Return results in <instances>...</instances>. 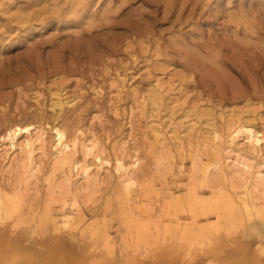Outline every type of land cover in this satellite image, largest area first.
<instances>
[{"label": "rangeland", "instance_id": "1", "mask_svg": "<svg viewBox=\"0 0 264 264\" xmlns=\"http://www.w3.org/2000/svg\"><path fill=\"white\" fill-rule=\"evenodd\" d=\"M239 120L264 132V0H0V149H8L2 137L11 125L47 131L39 174L29 180L21 207L26 213L19 221L12 216L11 228L15 237L29 234L27 244L37 253L64 248L62 255L73 252L68 258L96 256L111 264L127 252L133 260L144 252H175L184 226L204 228L213 246L234 239L250 250L264 249V210L262 217L245 216L241 225L220 220L212 227L215 213L189 207L193 192L220 204V173L202 177L205 143L215 145L213 131L227 138ZM54 124L81 143L96 142L110 165L96 187L56 190L50 202L44 178L52 167ZM262 147L259 153L240 149L264 161ZM133 153L141 167L126 190L112 167L116 156L128 162ZM196 153L201 159L194 169ZM61 171H54L59 182ZM20 174L1 173L0 184L14 188ZM71 175L77 178L75 170ZM222 187L225 192L228 186ZM235 191L245 194L242 186ZM48 206L58 221L73 217L70 230H54L62 231L57 236L38 221ZM259 206L264 208V198ZM139 224L155 240V252L137 244ZM209 248L206 241L197 254Z\"/></svg>", "mask_w": 264, "mask_h": 264}, {"label": "bare ground", "instance_id": "2", "mask_svg": "<svg viewBox=\"0 0 264 264\" xmlns=\"http://www.w3.org/2000/svg\"><path fill=\"white\" fill-rule=\"evenodd\" d=\"M60 103L61 101H59V104ZM50 130L53 132L54 136L50 145V163L52 167L48 171L49 175L44 178L46 183L44 186H46L47 189V200L51 202L54 199V193L56 190L60 193L67 194L73 190L75 192L81 190L87 191L89 188H94L99 185L102 182L100 179V171L105 170V167H108L110 164L108 161L109 159L104 156L103 150L98 147L96 142L90 139L88 143L85 144L81 143L77 136H71L70 138V135L68 136L66 133V129L58 124L51 126ZM212 133V138L216 143L215 145L205 143L208 145V148L206 149L207 161L201 163V172L202 177L206 180H210V175L220 173L219 178H217L218 182L215 184L217 185L216 191L218 193V198H221V202L219 204V202L214 203L211 201L209 202L208 200L199 199L197 193L192 191L194 199L191 200L193 203L191 202L192 206L189 207H194L193 209L199 208L206 216H208L210 212L215 213L216 219L210 221L212 227H215L220 220H225L230 225L237 222L241 225L245 216L250 218L254 215L262 217L264 208H261L259 203L262 198H264V161H254L245 150L240 149V146L242 145L243 147L249 148L257 153L261 152L263 148L262 144L264 143V132L258 129L256 124L251 121L239 120L232 124L227 138H223L218 131H213ZM20 134L25 136L19 141ZM46 134L47 131L45 128H36L31 124L25 127L11 125L2 137V140H6L4 145L5 148L8 147V149H5L4 151L0 149L2 150V153L0 154V165L6 162V164H3L0 168V174L3 173L10 176L14 175L19 170H21V174L17 177V186L14 188H5L4 185L2 186L0 184V264H103L99 262L100 260L99 258H96V256H90L91 258L88 257L87 259H81L82 257L80 259H74L73 257L70 258L73 252L71 254L67 252L68 255H70L68 258L65 256L67 254L66 252L62 255L63 253L61 251L64 248L59 252L57 251L59 250L58 248L55 249L50 247L51 249H55L57 253L56 251H51L50 248H46L48 252L37 253V250L32 248L33 246L29 248L27 244L30 240L29 234L23 233L17 237H15L17 234L13 233L15 236L12 235L14 230L11 231V228L16 224V221L14 219L12 220V216H17L16 220L19 221L20 218L23 217V214L25 215L26 213L22 214L23 210H21V207L23 205L24 196L29 190V180L31 178L36 180L37 175L39 174L40 163L37 160L41 155L45 154V147L48 144ZM9 150H11L10 154H8ZM18 151H20V154L16 156L15 154H18ZM78 152L82 153L81 157L77 156ZM90 157H92V162L91 160L89 162L87 160V158ZM192 159L193 168L196 169L198 166L200 167L199 161L201 158L197 153ZM114 164L112 170L117 175L116 177L120 185H123L126 190H129L136 184L135 180L137 177L134 180V176L138 169L140 170L141 159L136 153L131 154L128 162L125 161L122 156H116ZM158 164L161 165L160 160ZM58 168L62 170L60 177L62 178L61 182L54 178V171ZM73 170L77 172L76 179L72 178L71 173ZM79 171H81L83 175L79 173ZM247 174L250 175V178H247ZM225 183L228 187L224 192L222 185ZM238 186L245 188L244 195H236L235 188ZM124 188L122 191H124ZM225 193H228V196H225ZM156 194L159 196L160 193L157 192ZM130 196H127V198H130ZM169 197H172V194ZM172 199L173 198H170V200ZM127 201H129V199ZM74 205L75 209L78 210L79 206L76 200H74ZM160 205L162 204L160 203ZM222 206H225V210ZM72 220V216H65L61 221H58L55 214L51 211L50 206L45 208L44 214H41L38 219L40 223H47L48 226L53 228L51 229L50 227V231H53H49L52 234H56L54 230L57 231L62 228H68ZM180 220V218L177 219L178 224L182 225ZM14 221L15 223L13 224ZM128 222L129 221H127V224ZM136 223H138L137 220L133 223L134 225L131 224V226H134V229L132 227V232L136 228ZM139 225L140 228L137 230V232H139L138 235L135 232L138 236L137 244L146 243L149 245V250L151 248L152 253L155 252L156 249L153 248L155 247V245H153V243H156L155 240L152 242V239L150 240L148 234H146L147 231H144L145 228H141V224ZM72 228L71 230H76ZM14 229L16 230V228ZM167 231L169 230L167 229L166 232ZM179 231H182V233L176 240L178 245L175 243L176 247H174V249L178 252H180L181 249L180 253L173 249L175 252L167 251L154 254V256H148V252L145 253L143 251L144 253H141L143 258L140 257L141 259L135 258L132 260L130 259L129 254L124 252L118 256V264H214L210 262L211 259H216L218 264H264V249L260 247L258 249L250 250L245 244H243L244 242L242 243L241 241H236L234 239L226 241V243L222 245L219 244L218 246H213V241L204 228L185 230L184 226L181 227ZM60 232L62 233V231ZM126 232H128V230ZM58 234L56 235L58 236ZM129 234L132 237L133 233ZM171 239L170 236L169 241ZM127 241L125 240V242ZM206 241L211 244V248L197 254L198 251H201ZM50 243L52 244V242ZM55 243L59 245L58 242ZM132 244H134V242H132ZM138 245L135 247H138ZM249 245L251 244H248V247H250ZM170 246L172 245L170 244ZM197 246L199 248H197ZM65 251H68V249ZM106 259L108 262L111 261L108 257ZM106 259H103L102 261ZM113 262H115V260L112 261L111 264H113ZM117 262L114 264H117Z\"/></svg>", "mask_w": 264, "mask_h": 264}]
</instances>
